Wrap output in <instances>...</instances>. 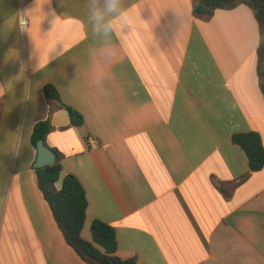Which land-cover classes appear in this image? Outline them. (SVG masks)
Segmentation results:
<instances>
[{
	"label": "crops",
	"instance_id": "obj_1",
	"mask_svg": "<svg viewBox=\"0 0 264 264\" xmlns=\"http://www.w3.org/2000/svg\"><path fill=\"white\" fill-rule=\"evenodd\" d=\"M125 6L132 24L107 64L86 0H0V264H88L38 186L44 121L62 176L86 193L84 240L97 220L136 264H264V168L250 172L233 142L256 132L264 145L253 11L202 20L194 0ZM25 9L28 34L16 28Z\"/></svg>",
	"mask_w": 264,
	"mask_h": 264
},
{
	"label": "trees",
	"instance_id": "obj_2",
	"mask_svg": "<svg viewBox=\"0 0 264 264\" xmlns=\"http://www.w3.org/2000/svg\"><path fill=\"white\" fill-rule=\"evenodd\" d=\"M240 5L250 7L260 28L257 69L264 96V0H194L193 14L196 18L208 20L216 10H232ZM46 95L49 99L58 100L52 88H46ZM69 113L72 124L80 125L82 117L71 109ZM50 130L49 121L38 123L32 134V143L37 145L40 140L45 142ZM233 142L245 152L250 172L264 168V145L258 133L236 134ZM55 153L57 159L54 164L37 169V180L66 243L88 264H136L135 259L122 260L116 256V233L105 223L93 221L90 226L92 242L84 240L81 233L88 206L86 193L75 176H62V157ZM58 182H61L59 189L56 188Z\"/></svg>",
	"mask_w": 264,
	"mask_h": 264
},
{
	"label": "clouds",
	"instance_id": "obj_3",
	"mask_svg": "<svg viewBox=\"0 0 264 264\" xmlns=\"http://www.w3.org/2000/svg\"><path fill=\"white\" fill-rule=\"evenodd\" d=\"M87 18L95 35H101L108 43L107 64L120 58L118 42L125 37V29L131 27L130 9L125 0H86ZM28 10L19 13L16 28L29 33ZM40 67V66H39Z\"/></svg>",
	"mask_w": 264,
	"mask_h": 264
},
{
	"label": "water",
	"instance_id": "obj_4",
	"mask_svg": "<svg viewBox=\"0 0 264 264\" xmlns=\"http://www.w3.org/2000/svg\"><path fill=\"white\" fill-rule=\"evenodd\" d=\"M56 153L46 146L44 140L37 143V158L34 163L35 168L46 167L56 162Z\"/></svg>",
	"mask_w": 264,
	"mask_h": 264
}]
</instances>
